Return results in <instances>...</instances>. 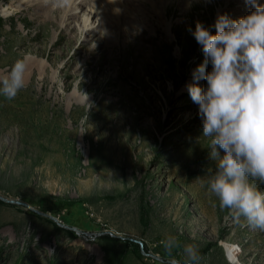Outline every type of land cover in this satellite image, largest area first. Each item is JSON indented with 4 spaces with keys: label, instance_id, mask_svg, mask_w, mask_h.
<instances>
[{
    "label": "rangeland",
    "instance_id": "1",
    "mask_svg": "<svg viewBox=\"0 0 264 264\" xmlns=\"http://www.w3.org/2000/svg\"><path fill=\"white\" fill-rule=\"evenodd\" d=\"M18 1L0 0V76L18 59L29 63L27 86L13 101L0 97V264H169L172 258L183 264L188 244L198 246L200 264H264V231L234 222L201 186L214 164L199 106L187 90L205 59L192 34L198 0L161 4L160 26L151 11L158 0L142 3L143 15L122 0L124 16L142 20L148 36L166 32L171 58H161L151 41L141 54L133 47L136 58H100L102 44L82 64V49L70 71L81 75L87 69L68 79L69 88L62 68L69 58L49 60L33 50L45 46L41 40L48 30L54 37L61 29L39 20L22 24L19 14L10 22L4 10ZM199 1L202 13L215 0ZM235 1L234 10L216 6L214 20L204 26L215 33L222 8L233 19L236 11L242 10L241 17L253 10ZM172 2L175 15L167 14ZM72 21L62 31L67 39L78 31ZM33 33L39 39L28 42L26 35ZM118 33L116 20L108 21L104 43ZM62 46L54 49L57 57ZM168 236L180 244L172 256L162 246Z\"/></svg>",
    "mask_w": 264,
    "mask_h": 264
},
{
    "label": "clouds",
    "instance_id": "2",
    "mask_svg": "<svg viewBox=\"0 0 264 264\" xmlns=\"http://www.w3.org/2000/svg\"><path fill=\"white\" fill-rule=\"evenodd\" d=\"M252 11L233 19L219 14L215 33L199 21L192 32L202 46L204 61L187 85L202 119L214 172L202 187L216 198L234 222L264 231V4L244 0ZM211 64V70L207 65ZM29 63L18 59L0 76V97L13 101L27 86ZM206 81V86L199 84ZM172 256L176 237L162 241ZM183 264H200L198 246L183 247ZM169 264H181L172 258Z\"/></svg>",
    "mask_w": 264,
    "mask_h": 264
},
{
    "label": "bare ground",
    "instance_id": "3",
    "mask_svg": "<svg viewBox=\"0 0 264 264\" xmlns=\"http://www.w3.org/2000/svg\"><path fill=\"white\" fill-rule=\"evenodd\" d=\"M54 1L55 0H19L17 5H15V8L9 7L6 11L4 10V16L10 22H12L15 19L14 17L19 14L20 16L17 19L22 24L39 20V22H42L40 23L41 25H49V28L54 27L56 30L61 29L60 34L55 35L54 37H52L50 30H48L47 34L45 33V39L43 38V40H41L45 46L42 48L38 47L33 50L38 56L45 57L49 60L56 58H69L64 64V67H62L66 68L63 75L65 78V81L63 82L65 88H69L71 86V81L68 79H75L77 76L85 74L87 68L82 71L81 75H77L74 71H70L71 64L74 62L75 58H78L76 56L81 52L82 49H85L84 51L86 52V58L79 60L82 64H89L91 62V58L94 57V55L99 51L102 44H104L105 47L104 51L102 52L103 56L100 58H108L109 56H112V58H136L137 55H134L132 50L134 49L133 47H137L140 51L139 54H141L144 51L145 44L148 41L160 45L159 47L157 45V53L158 55L160 54L161 58H171L169 53L171 51L172 44L170 43V40L167 39L166 32L164 30H158L155 37L148 36L145 26L142 25V20H136L132 18V22H129L128 17L124 16L125 5L122 3V0H62L57 2L55 5H52ZM148 1L156 4L154 0H128L127 4L137 6L136 8H138V11L142 12L143 15L144 8L141 7V4ZM166 1L169 0H158L155 8H153L155 10H151L152 12L156 13L159 26L164 22L162 12L160 10L161 4H166ZM225 4H228L229 7L233 6L232 10L236 9L235 0H215L214 2L210 3L207 8L203 9L204 11L201 13L199 10L201 9L202 4L199 0L196 1L193 4V11H197L196 14L198 19L196 21H192L194 28L198 21L205 26H210L211 22L214 20L216 6L220 5L221 7H224ZM84 6H86V10L81 16V20H75V18L79 16V10ZM169 6L170 7L167 9V14L175 15L178 9L175 8L173 2ZM10 9L11 11L13 10L12 13L10 12ZM228 11L229 10L222 8L220 14H227ZM32 13L34 14L32 15ZM240 14H242V10L236 11L235 14H233V17L237 18ZM71 19L73 20L72 22H74V26L77 27L78 31L71 38L67 39L65 38L66 35L62 33V31L67 28ZM112 19H115L119 24V33L117 34L118 36L115 41L112 40L104 43V39L106 38L107 40L108 21L109 23H112ZM40 24L35 26L36 30H39L41 26ZM10 27L13 29V26ZM213 28L215 29V27ZM173 29L174 31H178L179 27ZM14 30L19 34L22 33L21 29L18 27H14ZM96 30L98 32H95ZM96 35L99 36L97 39H94ZM26 38H28V42L39 39L37 33L27 34ZM124 39L128 40L125 43L129 44V47L125 50L123 47L124 43L121 42ZM20 40H18V42ZM136 40H140L139 45L134 44V41ZM48 43L51 44L50 48L47 45ZM62 45H65L66 48H62V52H60L58 54L59 57H57V52L56 50L54 51V49L63 47ZM30 61L31 60H29V62ZM122 69L124 68L122 67ZM100 70H102V67ZM103 70L105 69L103 68ZM58 76H60V74H57V77ZM42 84V88L47 87L46 82H43ZM82 85H84V81L81 78L78 86L82 87ZM29 86L32 87V84ZM53 88L54 87L52 86V89Z\"/></svg>",
    "mask_w": 264,
    "mask_h": 264
}]
</instances>
